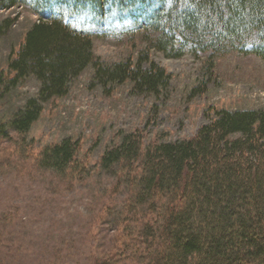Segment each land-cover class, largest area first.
Wrapping results in <instances>:
<instances>
[{
    "label": "trees",
    "instance_id": "obj_1",
    "mask_svg": "<svg viewBox=\"0 0 264 264\" xmlns=\"http://www.w3.org/2000/svg\"><path fill=\"white\" fill-rule=\"evenodd\" d=\"M17 4L39 20L7 57L10 76L0 73V101L27 78L38 88L0 118V140L11 141L12 134L23 146L44 104L64 97L86 70L104 91L127 84L136 95L167 92L172 76L146 49L104 64L91 36L69 26L76 17L111 24L126 18L158 32L161 50L164 36L170 41L179 34L202 52L249 47L264 61V0H0V9ZM14 20L0 22V35ZM79 150L77 140L63 138L45 146L34 163L58 178L84 180L93 170L79 160ZM96 167L126 198L110 212L118 247L92 264H264V107L217 110L189 140L144 145L136 133H121Z\"/></svg>",
    "mask_w": 264,
    "mask_h": 264
},
{
    "label": "rangeland",
    "instance_id": "obj_2",
    "mask_svg": "<svg viewBox=\"0 0 264 264\" xmlns=\"http://www.w3.org/2000/svg\"><path fill=\"white\" fill-rule=\"evenodd\" d=\"M4 19H15L0 35V73L8 77L7 57L39 18L17 4L0 9V22ZM91 21L83 15L68 24L91 36L93 53L104 64L126 61L146 49L172 76L167 92L136 95L127 84L104 91L86 70L64 97L44 104L24 146L12 134L11 141L0 140V264H92L118 247L110 212L121 207L125 190L114 189L116 181L98 173L96 165L121 133H136L144 145L189 140L217 110L264 107V61L249 47L202 52L176 34L170 41L161 38V50L158 32L143 25L126 18L112 24ZM198 87L199 93L191 95ZM37 88L32 77L21 82L0 101V118L21 108ZM63 138L79 142L78 157L93 170L90 177L58 178L36 166L39 152Z\"/></svg>",
    "mask_w": 264,
    "mask_h": 264
}]
</instances>
